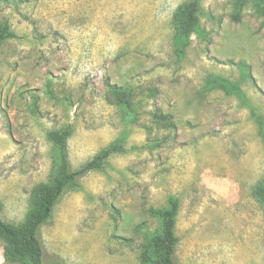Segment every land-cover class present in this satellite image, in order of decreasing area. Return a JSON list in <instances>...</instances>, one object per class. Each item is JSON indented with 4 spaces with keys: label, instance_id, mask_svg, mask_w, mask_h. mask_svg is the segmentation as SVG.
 Returning <instances> with one entry per match:
<instances>
[{
    "label": "rangeland",
    "instance_id": "rangeland-1",
    "mask_svg": "<svg viewBox=\"0 0 264 264\" xmlns=\"http://www.w3.org/2000/svg\"><path fill=\"white\" fill-rule=\"evenodd\" d=\"M188 0H0V202L22 225L32 191L48 183L70 132L79 169L112 144L102 171L68 191L39 238L47 263L142 264L160 221L180 209L177 264H264V17L247 0H202L200 27L182 50L172 23ZM249 67L248 78L237 64ZM237 83L245 98L206 79ZM131 94L129 109L108 86ZM170 116L175 130L155 119ZM0 241V264L5 258Z\"/></svg>",
    "mask_w": 264,
    "mask_h": 264
},
{
    "label": "trees",
    "instance_id": "trees-1",
    "mask_svg": "<svg viewBox=\"0 0 264 264\" xmlns=\"http://www.w3.org/2000/svg\"><path fill=\"white\" fill-rule=\"evenodd\" d=\"M254 3L259 16L264 17V0H250ZM247 0H235V11L231 19L238 23L242 19V11ZM202 0H188L178 6L174 12L172 23L176 32L177 43L183 50L190 37L199 30ZM16 34L8 24L0 26V42L14 39ZM237 66L245 71L248 78L249 67L243 63ZM208 90L219 89L228 95H236L244 99L245 96L237 83L210 75L205 82ZM111 95L118 105L124 109L130 108L131 94L124 88L115 85L108 86ZM155 119L162 122L169 129L175 130V124L170 116L155 114ZM50 141L57 151L56 163L53 167L51 179L48 183L40 184L32 191L30 204L32 211L22 225H11L2 219L3 205L0 202V241L5 244V258L14 264H61L47 263L44 259V248L39 238L41 227L52 220L54 210L61 198L68 191H79L81 180L89 173L102 171L108 160L115 154L124 152L123 145L115 143L103 149L93 159L77 170H73L69 161L68 139L70 132H50ZM254 196L264 207V180L254 189ZM180 209L178 198L171 197L165 209L149 208L148 213L160 221V232L150 239L142 254V264H177V250L180 239L176 233L177 217Z\"/></svg>",
    "mask_w": 264,
    "mask_h": 264
}]
</instances>
